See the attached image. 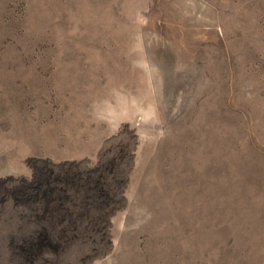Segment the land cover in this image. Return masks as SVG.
Returning <instances> with one entry per match:
<instances>
[{"label":"rangeland","instance_id":"rangeland-1","mask_svg":"<svg viewBox=\"0 0 264 264\" xmlns=\"http://www.w3.org/2000/svg\"><path fill=\"white\" fill-rule=\"evenodd\" d=\"M0 264H264V0H0Z\"/></svg>","mask_w":264,"mask_h":264}]
</instances>
